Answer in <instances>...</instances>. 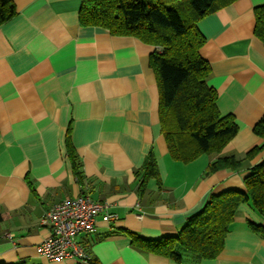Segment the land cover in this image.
Returning <instances> with one entry per match:
<instances>
[{
    "label": "crops",
    "instance_id": "crops-1",
    "mask_svg": "<svg viewBox=\"0 0 264 264\" xmlns=\"http://www.w3.org/2000/svg\"><path fill=\"white\" fill-rule=\"evenodd\" d=\"M17 15L0 26V264H82L51 261L39 252L51 235L42 219L64 200L90 196L116 221L97 220L79 243L102 264H177L132 245L177 236L212 194L245 190L251 168L204 177L222 157H244L264 141L255 126L264 117V45L255 36V9L264 0H238L198 23L200 54L212 70L208 85L237 136L221 154L190 164L174 161L162 134L159 91L150 67L154 47L136 37L83 27L82 0H12ZM82 164L83 182L68 156L67 137ZM153 152L155 179L143 197L136 172ZM264 218L242 205L216 260L184 264H264Z\"/></svg>",
    "mask_w": 264,
    "mask_h": 264
},
{
    "label": "trees",
    "instance_id": "trees-1",
    "mask_svg": "<svg viewBox=\"0 0 264 264\" xmlns=\"http://www.w3.org/2000/svg\"><path fill=\"white\" fill-rule=\"evenodd\" d=\"M238 0H82L79 14L83 27L107 29L114 36L136 37L154 47L150 56L159 91V119L162 134L174 161L190 164L202 155L221 154L237 136L238 125L232 116L218 110V93L209 87L212 74L200 50L205 42L198 23ZM17 9L12 0H0V26L12 20ZM255 36L264 45V6L255 9ZM254 132L264 141V117ZM67 150L74 172L83 182L82 164L71 143ZM264 150V143L244 157H222L209 164L204 177L218 171L239 173L244 163ZM138 195L143 197L151 179L162 187L158 163L153 152L136 172ZM245 190L212 194L204 209L191 217L177 236L146 240L132 232V245L177 264L216 260L242 205H249L264 218V161L244 179ZM3 217L0 215V226ZM256 233L261 226L248 223ZM2 233H0L1 237ZM1 239V238H0ZM90 255V254H89ZM88 264H102L90 255Z\"/></svg>",
    "mask_w": 264,
    "mask_h": 264
},
{
    "label": "built area",
    "instance_id": "built-area-1",
    "mask_svg": "<svg viewBox=\"0 0 264 264\" xmlns=\"http://www.w3.org/2000/svg\"><path fill=\"white\" fill-rule=\"evenodd\" d=\"M116 221L118 216L108 211V206L82 195L77 199L60 201L54 204L42 219L49 225L51 235L39 246L42 256L51 261L75 259L88 264L90 255L78 241L80 235L97 231V220Z\"/></svg>",
    "mask_w": 264,
    "mask_h": 264
}]
</instances>
